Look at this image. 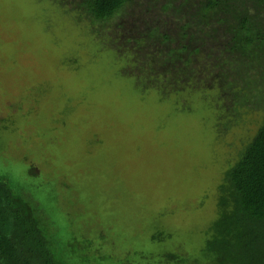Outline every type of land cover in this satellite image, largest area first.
Instances as JSON below:
<instances>
[{
	"label": "rangeland",
	"instance_id": "1",
	"mask_svg": "<svg viewBox=\"0 0 264 264\" xmlns=\"http://www.w3.org/2000/svg\"><path fill=\"white\" fill-rule=\"evenodd\" d=\"M121 17L102 28L54 0H0V173L73 243L120 264H178L164 251L192 257L210 237L216 185L260 115L224 137L219 92L141 88L114 50L128 40L113 31Z\"/></svg>",
	"mask_w": 264,
	"mask_h": 264
},
{
	"label": "trees",
	"instance_id": "2",
	"mask_svg": "<svg viewBox=\"0 0 264 264\" xmlns=\"http://www.w3.org/2000/svg\"><path fill=\"white\" fill-rule=\"evenodd\" d=\"M54 3L102 28L122 14L113 31L121 28L128 40L114 50L125 52L137 84L165 96L187 89L219 92L211 99L214 108L221 104L231 115L217 119L220 136L244 116L260 115L258 129L216 185L220 210L210 237L192 257L174 251H164V257L178 264H264V0ZM5 172L0 173V264H120L92 240L73 243L75 234L56 225L30 195L20 194V177Z\"/></svg>",
	"mask_w": 264,
	"mask_h": 264
}]
</instances>
